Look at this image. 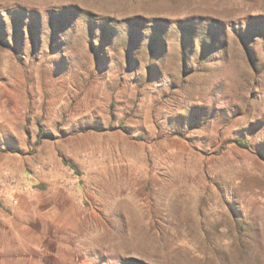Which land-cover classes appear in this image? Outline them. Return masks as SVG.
Wrapping results in <instances>:
<instances>
[{
    "label": "rangeland",
    "instance_id": "1",
    "mask_svg": "<svg viewBox=\"0 0 264 264\" xmlns=\"http://www.w3.org/2000/svg\"><path fill=\"white\" fill-rule=\"evenodd\" d=\"M89 1L0 0V264H264V0Z\"/></svg>",
    "mask_w": 264,
    "mask_h": 264
},
{
    "label": "bare ground",
    "instance_id": "2",
    "mask_svg": "<svg viewBox=\"0 0 264 264\" xmlns=\"http://www.w3.org/2000/svg\"><path fill=\"white\" fill-rule=\"evenodd\" d=\"M79 1H89V0H79ZM93 1V0H92ZM96 1V0H95ZM106 1V0H105ZM118 1V0H117ZM154 2H157V3H165L166 1L164 0V2H159L158 0H156V1H154V0H146L145 2H144V4H142V5H144V8L145 9H148V8H151V7H153L154 6ZM89 3H91L90 1H89ZM95 3V2H94ZM93 3V4H94ZM122 4H123V2H122ZM91 5V4H90ZM89 5V6H90ZM100 5V4H99ZM104 5V4H103ZM141 5V4H140ZM94 6V5H93ZM133 8V7H132ZM134 8H136V7H134ZM141 8V7H140ZM141 10V9H140ZM4 64V63H3ZM135 200V199H134ZM134 200L132 201V202H130V201H127L126 203H123L125 206H126V208L128 209L127 211H130L134 216H135V218H138V216H140L139 215V210L140 209H138L137 207H136V202L134 203ZM136 201V200H135ZM122 204V203H121ZM120 204V205H121ZM122 204V205H123ZM123 209V208H122ZM135 209H137L138 211H136ZM123 211V210H122ZM128 215V214H127ZM142 223V222H141ZM140 238V237H139ZM127 241V240H126ZM131 241V240H130ZM129 241V242H130ZM128 242V241H127ZM133 242V241H132ZM131 242V243H132ZM127 244V243H126ZM129 244V243H128ZM128 246V245H127Z\"/></svg>",
    "mask_w": 264,
    "mask_h": 264
},
{
    "label": "trees",
    "instance_id": "3",
    "mask_svg": "<svg viewBox=\"0 0 264 264\" xmlns=\"http://www.w3.org/2000/svg\"><path fill=\"white\" fill-rule=\"evenodd\" d=\"M236 143L239 146H242V147H247L248 146V142L247 141H237Z\"/></svg>",
    "mask_w": 264,
    "mask_h": 264
}]
</instances>
